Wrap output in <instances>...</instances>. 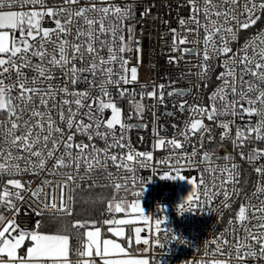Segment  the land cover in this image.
Returning <instances> with one entry per match:
<instances>
[{"label": "built area", "instance_id": "built-area-1", "mask_svg": "<svg viewBox=\"0 0 264 264\" xmlns=\"http://www.w3.org/2000/svg\"><path fill=\"white\" fill-rule=\"evenodd\" d=\"M253 3L259 5L264 0H209L207 5L205 0H76L75 3L43 0L42 5L25 4L23 8L17 4L16 11L43 9L46 12L52 8L57 15H45L40 21L41 27L53 29L51 39L43 44L42 58L34 54L41 50L40 37H37L29 41L33 48L26 59L22 60L20 54L12 58L16 65L24 67L13 68L7 62L0 66V81L6 91L11 89L9 95L16 112L9 117L0 111V164L19 166V171L9 169V173L15 174L0 175V191L5 186L9 192L17 191L6 185L8 179H17L24 186L20 199L11 198L13 208L0 204L4 217L0 228L13 220L19 229L37 231L44 218L66 217L68 214L60 210L61 185L63 203L71 210L75 195L81 190L107 188L120 194V198L112 200L113 204L124 201L131 205L139 200L149 218L140 224V236L148 243L133 245L131 257L146 259L149 264H264L260 244L251 238L264 240V227H261L264 212L260 211L264 208V155H258L264 150V138L257 139L255 131H248L264 119V105L256 100L259 92L264 91V82L259 78L264 68L255 67L257 63L264 65L261 59L264 9L256 7L249 13L247 8ZM126 5L132 7L122 24L111 12L105 17L98 11L102 7L123 9ZM80 8L89 9L84 15L93 21L103 18L104 30L101 31L100 23H94L90 41L84 18L74 14ZM217 12H227L228 16H217ZM69 13L73 15L65 25L68 29L65 36L55 30V19L64 24ZM250 19L255 23L247 28L240 26ZM78 29L84 33L79 37ZM14 35L18 38L19 31ZM205 35L209 36L207 43ZM121 36L123 52L120 51ZM61 40L68 42L64 45L68 63L58 66L51 61L59 60ZM89 43L92 53L87 51ZM74 44L80 45L75 55ZM222 47L229 50L222 52ZM109 48L115 60H109ZM185 49L189 51L182 52ZM245 56L247 61L242 63ZM0 58L7 61L8 56L2 54ZM102 59L105 63H101ZM93 63L95 74L90 69ZM73 65L77 69L75 82ZM41 68L45 76L40 75ZM132 68L136 69L135 80L131 78ZM104 69H111L113 83L102 84L109 78ZM253 71L257 76L252 75ZM121 76L128 82L120 80ZM117 80L119 84L115 83ZM19 84L26 90L39 91L21 93ZM250 85L256 86L253 91L248 90ZM102 89L107 90L105 102L110 101L119 109L123 129L120 124H114L111 130L106 127L105 122L112 116L111 109L96 112ZM148 92L153 96H148ZM170 92L173 94L169 95ZM77 93H87V96ZM42 99L46 104L41 103ZM77 99L81 100L80 106L75 103ZM249 100L255 101L253 107L261 110V115L243 111L249 107ZM137 105L142 110L139 114ZM213 109L215 114L209 119ZM34 112L43 115L34 116ZM70 115L71 128L67 124ZM194 119H199L203 127L189 133L188 126ZM13 121L18 124L16 129H12ZM49 121L61 133L50 132ZM77 123L90 127L77 130ZM222 123L228 124L227 132ZM238 130L243 133L240 138ZM260 134L264 137V125L260 126ZM22 135L28 136L30 151L39 150L40 156H31L20 142L12 143L14 136ZM68 136H72L74 145L72 167H54L59 157H63L65 164L69 161L65 150ZM173 140L181 146L177 148L169 143ZM53 141L57 146L49 158ZM158 142H161L159 146ZM75 145L87 146L83 155L91 167H86L83 157L79 168L76 167L79 152ZM206 153L207 158L201 162ZM129 154L133 156L132 161L126 160ZM110 156H115L116 164L121 167H116ZM41 158L45 164L38 168ZM125 163L133 171H127L123 167ZM69 174L73 177L70 181ZM178 174L185 179L162 178ZM189 179L195 181L192 201L181 199L188 194L185 182ZM116 185L120 187L117 189ZM38 190L34 196L33 192ZM181 205L183 211L179 210ZM242 206L244 218L238 221L237 213ZM130 216L136 218L135 214ZM157 219L164 221L159 227L155 224ZM173 235L176 240L171 239ZM69 242L67 264H103L102 257L80 255L84 251L83 238H69ZM247 252L255 256L245 255Z\"/></svg>", "mask_w": 264, "mask_h": 264}, {"label": "snow or ice", "instance_id": "snow-or-ice-1", "mask_svg": "<svg viewBox=\"0 0 264 264\" xmlns=\"http://www.w3.org/2000/svg\"><path fill=\"white\" fill-rule=\"evenodd\" d=\"M76 0H65V3H75ZM235 2V0H233ZM43 0H0V54H6L8 56L7 61L3 58H0V66L4 65L6 62L10 63L13 68H19V67H24L25 65H16L15 61L12 59L13 57H16L17 54H20V58L26 59L27 58V53L32 50L33 45L29 42L30 40H35L37 37H40L41 41V50L35 52L34 54L37 55L38 57L42 58L43 57V44L45 40H50L51 39V33L53 32V29L46 28V27H41L40 21L43 19L45 15L54 17L57 15V11L48 8L46 12L41 9L39 11L37 10H31V11H16L14 10L17 6V4L20 5L21 8L25 4H32L33 6L40 4L42 5ZM209 3V0H205V4L207 5ZM131 5H126L123 9L119 7H102L98 11L103 12L104 16H108V14L111 12L112 15L117 16L121 20V24L123 23V19L127 18L131 9ZM259 7L261 9H264V3H261L259 5L256 4H251L250 7L247 8V11L249 13L252 12L253 8ZM95 10V9H93ZM195 10V9H194ZM59 11H67V9H60ZM89 11L87 8H80L78 11H76L74 14L77 17H83L84 18V23L88 25L89 31L86 33V35L89 38V41L92 39V26L94 23H100L101 25V31L104 30L103 28V18L99 21H93L92 19H89L87 16H85V12ZM207 14V13H206ZM223 14L225 17L228 16L227 12L220 13L217 12L216 15L219 16ZM73 14L69 13L68 20L65 21L64 24L61 23L59 19H55V25H56V31L60 33H64L65 36L67 35L68 29L65 26L67 23L71 21V16ZM183 23V21H182ZM250 23H255V20L250 19L247 23H243L240 26L242 28H247ZM27 30H26V28ZM130 30V29H129ZM19 31V37L17 38L14 34ZM217 31V30H214ZM226 31L231 32V29H226ZM12 33V35H10ZM42 33V36L40 35ZM84 33H81V31L78 29L77 30V37L82 35ZM113 35L115 33L113 32ZM259 39V37H257ZM121 39V47L120 51H124V45H123V36L120 37ZM209 39L208 35H205V42L207 43ZM68 42L67 40H61L60 41V46L58 48V51L60 52V57L59 60H56L53 58L52 63H55L58 66H63V64L68 63L67 57L64 53V45H66ZM180 43H184L183 40L180 41ZM261 43L264 44V40H261ZM80 49V45H73V55H75L76 52H78ZM229 49L226 47H222L220 51L222 52H227ZM87 51L89 53L93 52V48L91 43L88 44ZM183 51H189V50H182ZM109 60H115L116 57L111 55L112 49L109 48ZM207 54H205V59H207ZM261 59H264V49H262L261 53ZM247 61V57H243L241 62L244 63ZM101 63H105L103 59L101 60ZM126 63V62H125ZM257 70H260L264 68V65H261L260 63H257L255 65ZM90 69L92 70L93 74H95V69L96 65L93 63L90 66ZM7 68H4V71H7ZM77 69L75 68V65L72 67V72H73V82H75V73ZM83 71V69H81ZM103 71L107 72L109 74V78L105 81H102V84H111L113 81L111 80V69H104ZM127 71V70H125ZM40 75L45 76V71L44 69H39ZM257 72L253 71L252 75L257 76ZM19 75V72H18ZM45 78H50V77H45ZM131 78L132 80L136 79V69L132 68L131 69ZM259 78L262 82H264V71L259 72ZM120 80H123L125 83H127V79L124 76H121ZM120 80H117L115 83L119 84ZM19 87L21 89V93L25 91H30L32 93H36L39 91L38 89H25L23 84H19ZM163 86L161 85V88ZM255 85H250L249 86V91H253L255 89ZM11 89L9 88L7 91L5 90V87L3 85V81H0V111L6 112L9 117H12L16 115L15 112V106L12 104L11 97L9 95ZM173 93H169V95H172ZM75 95H79L81 97H86L87 93H77ZM143 95V94H142ZM148 96H153L152 92L147 93ZM107 97V90L102 89V98L97 100L96 103V112L100 113L104 109H111L112 116L107 119L106 127L108 129H112L114 124H120L121 129L124 128V125L120 121V114H119V109L110 101L105 102V99ZM244 93H241V98L243 99ZM23 98V97H22ZM30 99V97H28ZM256 100H259L262 105H264V91L259 92V94L256 96ZM41 103L46 104V102L42 99ZM67 103V101H65ZM75 103L80 106L81 100L77 99ZM249 107L243 109L244 112H247L249 115L252 113H256L257 115H261V110L256 109L253 107L255 104L254 100H249L248 101ZM140 105H137L138 108V113L139 114V109ZM90 111L92 106H89ZM181 110H183V105H181ZM215 114V109L212 110V112L209 113V119L213 117ZM34 116H42V113L39 112H34ZM74 115V113L72 114ZM72 115L69 116L67 120L68 127L71 128L73 124L72 120ZM61 120H63V114H60ZM264 125V119H261L258 121L257 127L255 129L249 128L248 131L252 132L255 131L257 135V139L264 138L260 134V126ZM97 127H99V122L96 124ZM18 127V124L13 121L12 122V129H16ZM77 130H80L81 128L87 129L90 127V125H83L81 123H77L76 125ZM203 125L201 124V121L199 119H194L192 120L191 124L188 126V132L189 133H195L197 130L201 129ZM221 127L224 128L225 132L228 131V124L227 123H222ZM48 128L50 132L54 130L57 133H61V129L59 127L53 128V123L49 121ZM31 132V129L29 130V133ZM243 135L239 130L237 131V137L240 138ZM223 137V133H222ZM91 135H89V139H91ZM187 138V136L185 137ZM44 140L47 141L48 137L45 136ZM72 141V136H68L67 142H65V150L69 156V161L67 164H65L63 157H59L56 160V163L54 167H72L73 160H72V152L71 149L74 147V145L71 143ZM17 142L21 143V147L23 150H28L30 151L31 149V143L28 140L27 135H22V136H14L12 138V143L15 145ZM158 142V146H159ZM169 143H172L175 145V147L179 148L181 145L178 141H169ZM56 142L53 141V149L49 150L48 152V157L50 158L52 156V150L56 148ZM122 146V145H121ZM75 147L78 149L79 154L75 158V163L76 167L79 168L80 166V159L83 157L84 163L86 167H91V163L88 161L87 157L83 155L84 148H86V145H75ZM31 156H40L39 150L31 152ZM95 157V152L93 153ZM138 156H144L146 154L144 153H137ZM150 158V154H147ZM258 155H264V150H261ZM109 159L112 160L113 164L116 165V167H121L120 164H116V157L115 156H110L108 157ZM207 158V153L205 154L204 157H201V162L204 161V159ZM253 157H250V159ZM9 159H11V154H9ZM19 159V157H17ZM227 159V157H225ZM127 161H132L133 156L129 154L126 157ZM99 161L97 160V163ZM190 162V158H189ZM29 164L31 161L28 162ZM45 164V159L41 158L39 160V163L37 165L38 168H42ZM123 167L127 171H133L127 163L123 164ZM9 169H13L15 171H19V166L17 164H10V165H5V164H0V175H5V174H15L9 173ZM223 171H227V169H224ZM257 171H260V169H257ZM162 178H167V179H180L183 180L185 179L182 175H177V176H164ZM67 179L70 181L73 179L72 175L69 174L67 176ZM193 188L195 187V181L192 179H189L187 181ZM45 183H49L48 181H45ZM6 185H11L14 189L17 191L15 192H9L7 189V186H5L3 191H0V204H6L9 209L13 208L14 205L12 203L11 198L15 197L16 199H20V190L23 189V184L21 181L17 179H8L6 182ZM120 185H116V188L118 189ZM42 190V189H41ZM38 191H34L33 195L37 196ZM62 191H63V185H61V203H60V210L65 211L66 214L70 215L71 214V208H66V206L63 203L62 199ZM134 195H139V193H134ZM225 198L227 199V192H225ZM187 201H192L193 197L190 194L188 197L185 198ZM52 207H55L56 205L52 204ZM225 207H228L227 204H225ZM107 210L115 213H125L127 216L128 214H135V216L138 218L137 220H131V219H108L105 220L104 223L108 225H127V224H132L134 222H141V223H146L148 222V217L143 213L141 207H140V202L139 200H135L131 203V205H127L124 201H120L117 203H112L109 202ZM180 211H183L182 205L179 208ZM261 212H264V208L260 209ZM244 213H245V208L242 206L238 213L236 219L238 221L242 220L244 218ZM4 217L0 215V223H3ZM164 221L157 219L155 221V224L157 227H159ZM86 222H80L76 221L73 224V227H76L79 225L80 227H84V224ZM94 223V222H91ZM261 227H264V225H261ZM110 231L113 232L114 235L116 236H122L124 229L123 228H115L109 229ZM136 232V240L139 242L140 241V232L141 228L137 227L134 229ZM165 233L169 231H165ZM13 232H17L18 234L13 235ZM7 233V235H6ZM84 236L87 238V243L84 245L85 251L81 252L80 255L82 256H87L90 254V250L92 248L97 249V255H100L99 251V243H98V237H99V229H96L95 231H85ZM29 239L31 241V246L27 248V252L25 256H18L17 255V249L21 247V245L25 242V240ZM253 240H255L257 243L260 244V249H261V255L262 258H264V240L257 239L256 237H251ZM68 236L67 235H62V234H54V235H46V234H41L40 232L36 230L32 231H26L19 229L18 225L15 224L13 220H9L6 224H4L3 228H0V264H65V261L62 259L66 257L67 255V250H68ZM172 240H176V236L171 237ZM145 244L148 243V240L145 239L143 241ZM145 251H147L145 249ZM125 249L120 246V244L114 243L112 240H104L103 241V256H108L110 253H124ZM245 255L249 256H255V253L253 252H247ZM6 257V259H5ZM243 258V257H240ZM82 264H88V262H82ZM103 264H149V261L146 259H134V258H129V259H105L103 260ZM219 264V262H217Z\"/></svg>", "mask_w": 264, "mask_h": 264}, {"label": "trees", "instance_id": "trees-1", "mask_svg": "<svg viewBox=\"0 0 264 264\" xmlns=\"http://www.w3.org/2000/svg\"><path fill=\"white\" fill-rule=\"evenodd\" d=\"M113 195V190L107 188L81 190V192L75 195L72 206L73 209L70 215H67L66 217L44 218L41 223L42 225L37 231L51 235H67L69 238L73 239L75 237L81 238L82 231L85 229L93 230L101 227L104 228V221L109 219V211L107 208L109 202L114 200ZM0 215H3L2 210H0ZM110 216L111 218L121 217L118 216V214H111ZM76 221L86 223L84 224V227H80L79 225L73 227V224ZM24 248L22 251H24Z\"/></svg>", "mask_w": 264, "mask_h": 264}, {"label": "rangeland", "instance_id": "rangeland-1", "mask_svg": "<svg viewBox=\"0 0 264 264\" xmlns=\"http://www.w3.org/2000/svg\"><path fill=\"white\" fill-rule=\"evenodd\" d=\"M0 55H2V54H0ZM139 111L142 112L141 109H139ZM187 181L185 182V187H187V189H188V194L186 195V197H188L190 194H192L193 191L195 190L193 188V186H191ZM119 195H120L119 193L114 192L113 198L114 199L115 198L116 199L120 198ZM185 198H181V199L182 200H186ZM111 214L117 215V213H114V212H111ZM118 216H121V217H116L115 216L116 218L112 217L111 219H131V220H137L138 219L137 217L136 218L135 217H131L130 214H128L127 216L124 215V214H120V215L118 214ZM140 224H142V223L141 222H134L132 224H127V225H115V224L108 225V224H105L104 228H102V227L98 228L99 229L98 243H99V251H100L101 254L97 255V249L96 248H92L90 250V254L88 256H95L96 259L98 257H102V261H101L102 263H103V260H105V259H129V258H134V257L130 256V254L133 252L132 251L133 245H135L136 243H142V241H143V238L141 236H140V241L139 242L136 240V235L137 234L134 231V229L137 228V227L141 228V231H142V227L140 226ZM110 228H112V229L123 228L124 229L123 235L122 236L114 235L113 232L109 230ZM95 230L96 229H93V230L85 229L84 231H82L81 238L84 239V245L87 243V238L84 236V232L85 231H95ZM40 233L41 234H46V235H51V234H47V233H43V232H40ZM52 235H54V234H52ZM139 235H141V232H140ZM106 239L112 240L114 243L120 244V246L125 249V252L124 253H110L108 256H103V241L106 240ZM69 245H70V242H69V239H68L67 255H66V257L62 258L64 261L66 259H68ZM30 246H31V241L26 238L25 242L21 245V247L19 249H17V255L18 256H25L26 252H27V248L30 247ZM23 248H24V251H22ZM84 251H85V248H84ZM22 252H23V254H22ZM5 259H6V257H5ZM134 259H141V258H134ZM65 264H67L66 261H65Z\"/></svg>", "mask_w": 264, "mask_h": 264}]
</instances>
